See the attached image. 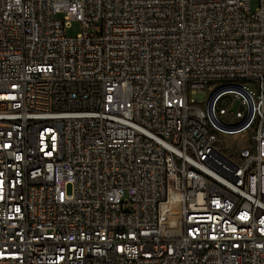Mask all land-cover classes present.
I'll use <instances>...</instances> for the list:
<instances>
[{
    "label": "built area",
    "instance_id": "obj_1",
    "mask_svg": "<svg viewBox=\"0 0 264 264\" xmlns=\"http://www.w3.org/2000/svg\"><path fill=\"white\" fill-rule=\"evenodd\" d=\"M0 264H264V0H0Z\"/></svg>",
    "mask_w": 264,
    "mask_h": 264
},
{
    "label": "rangeland",
    "instance_id": "obj_2",
    "mask_svg": "<svg viewBox=\"0 0 264 264\" xmlns=\"http://www.w3.org/2000/svg\"><path fill=\"white\" fill-rule=\"evenodd\" d=\"M249 5L251 7V10L254 11L258 7V0H249ZM63 14H59L58 17H62ZM83 30L82 24L78 20H72L71 25L66 30V35L69 37H76L79 33H81ZM195 97L199 100H203L205 98V94L200 92L198 94H195ZM221 146L220 152L226 156V157H232L231 153L228 150V146H224L225 144H233L238 143L241 146H249L250 142L248 140V134L242 133L235 136H225L223 139H221ZM223 145V146H222Z\"/></svg>",
    "mask_w": 264,
    "mask_h": 264
}]
</instances>
